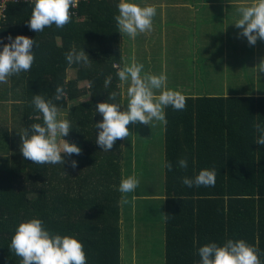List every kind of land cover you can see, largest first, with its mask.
<instances>
[{
	"label": "trees",
	"instance_id": "trees-1",
	"mask_svg": "<svg viewBox=\"0 0 264 264\" xmlns=\"http://www.w3.org/2000/svg\"><path fill=\"white\" fill-rule=\"evenodd\" d=\"M119 2L79 0L64 28L52 25L39 33L28 26L32 0L6 3L0 51L10 43L9 35L13 39L24 35L38 44L33 45L31 70L11 76L12 89L19 87L21 92L23 132L33 123L43 124L42 114L32 104L40 94L52 99L59 114L70 121L72 129L64 139L76 144L81 154L62 153L64 166L35 164L23 155L17 165H1L5 169L0 170V264H20L21 258L9 245L18 226L32 219L42 220L50 234L81 241L87 264H120L121 144L118 139L110 151H103L96 143L99 129L95 128L103 119L95 111L98 103L108 101L110 92L116 91V100L108 102L121 104L116 66L121 35L115 20ZM73 48L88 54L90 66L68 64L65 54ZM108 76L112 83L105 89ZM60 85L67 99L56 101L55 89ZM165 117V164L173 165L171 171L165 167L164 181L167 264H189L190 257L198 258L191 264H200V247L223 246L229 239H243L258 248L264 264V146L255 143L259 134L253 126L264 127V96L186 99L184 110L168 106ZM183 158L187 169L178 166ZM73 160L78 164L75 169ZM203 169H215L214 187L182 183L184 177L194 178ZM180 254L185 261L180 262Z\"/></svg>",
	"mask_w": 264,
	"mask_h": 264
},
{
	"label": "clouds",
	"instance_id": "clouds-1",
	"mask_svg": "<svg viewBox=\"0 0 264 264\" xmlns=\"http://www.w3.org/2000/svg\"><path fill=\"white\" fill-rule=\"evenodd\" d=\"M32 2L34 8L28 26L37 33L52 25L64 28L71 22L70 9L79 4V0H32ZM117 7L119 14L115 16V20L121 34L135 39L138 34L152 30L153 17L156 15L155 6H140L131 0H120ZM237 11L240 18L234 25L242 29L240 35L246 37L250 45H255L258 39L264 40V0H252L250 5L241 6ZM8 40L10 43L4 44L3 50L0 51V83H7L8 78L14 74L30 71L35 59L33 45L38 47L35 40L24 35H18L14 39L9 35ZM65 58L69 65L90 66L91 63L84 50L77 52L75 48L66 53ZM143 68V64H137L133 58L130 65L125 64L117 71L121 82L117 87L123 88L125 83L129 85L126 92L128 98L126 110H120L121 104L108 102L116 100L118 95L116 91L110 92L108 101L96 105L95 111L103 117L101 122L95 123V128L99 129L96 143L103 151H110L118 139L129 138L130 123L152 126L153 121H156L167 124L165 108L171 106L178 111L186 108V96L180 91L167 89L165 75L148 72L141 75ZM256 68L259 73H264V59ZM111 83L112 77L108 76L104 81L105 89ZM119 95L123 96V91ZM61 99H67L63 85L56 87L54 95V100ZM32 104L35 110L42 114L43 124L33 123L20 134L21 152L25 160L39 165L64 166L67 161L62 153L69 157L72 154L80 155L81 149L76 144L63 139L72 127L67 119H58V107L53 100H46L37 94L33 97ZM253 126L259 134L255 143L264 146V127L259 123H254ZM77 166V161H71L73 169ZM164 166L169 171L173 167L171 162ZM178 166L187 169V158L180 159ZM182 183L188 187H214L216 171L203 169L194 178L184 177ZM138 185V179L131 176L121 180L119 191L127 194L133 192ZM128 202L126 196L121 197V203ZM9 249L15 256L21 258L20 264H87L81 241L70 236L50 234L40 219L22 222L11 239ZM198 254L201 257L200 264H261L259 249L243 239L236 241L229 239L223 246L216 243L206 244L198 249Z\"/></svg>",
	"mask_w": 264,
	"mask_h": 264
},
{
	"label": "crops",
	"instance_id": "crops-1",
	"mask_svg": "<svg viewBox=\"0 0 264 264\" xmlns=\"http://www.w3.org/2000/svg\"><path fill=\"white\" fill-rule=\"evenodd\" d=\"M132 1V0H131ZM173 0L152 1L148 0V5L156 7V15L159 18L153 17V27L150 32L140 33L135 39L120 33L121 41V60L118 65L123 68L125 64H131L133 58L137 64H143L144 68L141 75L145 72L154 75H165L166 88L170 90L180 91L186 96V99H198V98H248L264 96V73H259L256 66L264 59V40L256 42V46L250 45L246 37H238L234 32L238 29L234 23L240 18L237 9L241 6H247L252 1L234 0V1H213V2H187V4H199L206 3L208 7H213L215 2H221L224 8L229 9L230 23L224 21L221 26H226V33L224 43L215 44L213 35L218 32L217 26L210 28L202 27L198 33L197 30L192 29L191 20L195 19L194 7L191 5H166L167 2ZM160 2V4L154 3ZM186 2V1H178ZM140 5V4H139ZM142 6V5H140ZM234 9V10H233ZM193 13V14H192ZM232 16V17H230ZM168 20V24L166 23ZM162 27V28H161ZM193 45L188 43V36L195 35ZM196 44V45H195ZM220 55V60L218 58ZM218 58V61H217ZM223 61V62H222ZM196 62V65H195ZM215 62H219L218 69L213 67ZM222 62V63H221ZM70 72H73L70 70ZM74 73V72H73ZM175 73L181 77L187 75L184 79H180V82H187L184 86L177 84L172 86L168 83V77L173 76ZM226 76L229 78L232 74L231 80L227 82L219 81L215 84V78L217 76ZM201 78V83L198 79ZM10 83L8 86L13 85L12 80L9 77ZM197 81V82H196ZM220 83V84H219ZM199 84V85H198ZM126 92L128 83H125ZM214 87L218 88L215 93H207L202 88ZM196 88H201V91ZM122 91V88H121ZM221 93V94H220ZM128 103L127 95L121 96V111L126 110ZM166 113V108H165ZM196 126V124H195ZM130 130L129 138L120 140V170L121 180L126 179V175H131L130 160L133 168L136 166V161H139V167L153 168L155 158L161 156L165 165L166 157V137L168 133L167 124H162L153 121L152 126L142 125L139 123H130L128 125ZM157 134L155 142L141 144L140 141L145 137H150ZM160 136V137H159ZM136 151H141L142 155H135ZM140 156L141 159L136 158ZM135 171V170H134ZM146 176H151L155 179L160 176H164L163 191L160 194H145L138 193L136 189L133 192L123 194L128 199V203H121L120 197V264H167V244H166V211H165V166L163 170V162H161V169L159 173L153 174V172L145 173ZM137 198H144L146 200H163L164 210L162 215L154 219L149 215L145 216L142 221L151 224L154 227H159L161 234L156 235L157 238L162 239L154 240L156 244L148 243L143 240L144 244H140V240L136 238L135 226L131 225L130 219H123L124 214L129 215L128 206L133 211L132 202ZM130 204V205H129ZM123 211V213L121 212ZM130 216V215H129ZM129 225V229L133 234V237L124 238V232L126 226ZM145 227V226H144ZM147 228V227H145ZM134 232V233H133ZM184 244L185 242H181ZM140 248V249H139ZM180 260L185 261V256L180 254ZM198 258H191L186 260L190 262H196Z\"/></svg>",
	"mask_w": 264,
	"mask_h": 264
},
{
	"label": "rangeland",
	"instance_id": "rangeland-1",
	"mask_svg": "<svg viewBox=\"0 0 264 264\" xmlns=\"http://www.w3.org/2000/svg\"><path fill=\"white\" fill-rule=\"evenodd\" d=\"M131 2L140 4L142 6H148V4L145 3H149L148 1H144V0H132ZM154 3L160 4V2H154ZM166 5H191L192 7H194V10H196L195 12H193L196 18L190 21L192 22V29L197 30V32L199 33L202 27L210 28L212 26L218 25L219 36L216 35L218 34V32H215L216 34L213 35V40L215 44L224 43L222 39H224L225 37L226 26H221V24L224 21H227V24L230 23V20H228L230 18H229V9L224 8L221 2H215L213 7H208L206 3L187 4V2H178V1L167 2ZM155 17L159 18V16L157 15ZM166 23L167 24L169 23L167 19H166ZM197 32H195V35L189 34L188 43H191L193 45V42L195 40L194 38ZM234 32L238 35V37H241L240 33L242 32V29H235ZM259 42L260 39L257 40V43ZM255 46L256 44L253 45V47ZM218 58L220 60L221 58L220 55H218ZM215 63L216 64H214L213 67L215 69H218L220 63L219 62H215ZM69 76L73 77L74 73L69 72ZM185 77L188 76L182 75L181 77H179V75L175 73L173 76L168 77V83H170L172 86H176L177 84L180 85L184 84L185 86L187 85V82H180V79L181 78L184 79ZM231 78H232V74L230 75L229 78L225 74L224 78L222 76H217L212 79H214L215 84H217L219 81L227 82V80L229 81L231 80ZM201 81H202L201 78H199L198 82L201 83ZM8 83H10L9 78L7 83H0V170L5 169L4 167H6L7 164L17 165L19 162H22V152H21L22 141L20 134L23 133L24 117H23V112H22L23 109L20 101L21 92L19 87H14V89H12L13 92H11V87L8 86ZM84 85L85 83H82L80 86H84ZM196 89H199V91H201V88H196ZM202 89H204V91H207V93H215V91H218L219 87L214 88V87L206 86V88H202ZM122 91L125 96L126 95L125 86H123ZM58 119H64L63 115L59 114ZM156 138H157V134H154L149 138L148 137L143 138L140 141V143L141 144H146L151 142L154 143ZM135 155H142V152L136 151ZM136 159L139 160L141 159V157L138 156ZM161 162H163V170H164V161L162 160L161 156L155 158V163L153 168L139 167L137 166L138 164H140L139 161H136L135 163L136 166L133 168L132 162L130 160L132 176H135L139 181V185L136 188V191L138 193H143V195L145 194L147 195L149 193L160 194L163 191L162 180H164V176H160L155 179L149 180L152 177L145 175V173L148 172H153V174L159 173V170L161 169ZM1 165H4V167H1ZM128 177H131V175L129 174L126 175V178ZM132 204H133V211L130 210V206L127 207L128 211H126L127 213H129L130 216L124 214L123 219L126 220L131 218L132 221L131 225L132 226L134 225L138 231H136V235H135L136 238H135L133 237V234L129 229V225H124L126 226L124 232L125 233L124 238H127L130 235L131 238L140 240L141 242L140 244H144L143 240H146L148 243L149 241L148 238H149L151 239L150 242L156 244V241L154 240L162 239L161 236L160 238L156 237V235L161 234L159 227H154L151 224V222L146 223L142 221V219L145 218V216L149 215V213L151 214L150 216L153 217L154 219L161 216L162 211L164 210L163 200L161 199L146 200L144 198H137V200L133 201ZM121 212L123 213V211ZM144 226L147 228H145Z\"/></svg>",
	"mask_w": 264,
	"mask_h": 264
},
{
	"label": "built area",
	"instance_id": "built-area-1",
	"mask_svg": "<svg viewBox=\"0 0 264 264\" xmlns=\"http://www.w3.org/2000/svg\"><path fill=\"white\" fill-rule=\"evenodd\" d=\"M11 1L16 2L17 0H0V8H1V11H0V23H1L2 19L5 18L4 10L7 7L6 3L11 2ZM23 1H27V0H23Z\"/></svg>",
	"mask_w": 264,
	"mask_h": 264
}]
</instances>
